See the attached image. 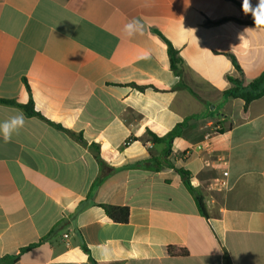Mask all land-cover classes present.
<instances>
[{
    "label": "crops",
    "instance_id": "crops-1",
    "mask_svg": "<svg viewBox=\"0 0 264 264\" xmlns=\"http://www.w3.org/2000/svg\"><path fill=\"white\" fill-rule=\"evenodd\" d=\"M243 3L0 0V100L44 118L0 136V259L33 245L12 264H264V96L224 95L264 71ZM18 112L0 102V122ZM186 119L169 145L145 135Z\"/></svg>",
    "mask_w": 264,
    "mask_h": 264
},
{
    "label": "trees",
    "instance_id": "trees-1",
    "mask_svg": "<svg viewBox=\"0 0 264 264\" xmlns=\"http://www.w3.org/2000/svg\"><path fill=\"white\" fill-rule=\"evenodd\" d=\"M246 16H247V19H246V21H244L245 24L253 25V26H259V27H262L264 29V24L256 23L254 21V16H252L250 14H246ZM168 54L171 57V63H172L171 68L175 72H178L177 68L174 65L175 60L172 58L173 57L172 56L173 51L171 49H169ZM234 64H235V68L241 74V70H240L239 66L235 63V61H234ZM228 81H229L231 86L227 91L224 92V95H226L227 97H230V98H236V99L242 100L244 103V110L247 109L248 105L251 102L258 100L264 96V71L262 73H260V75H258L256 78H254L253 80L248 82L247 84H244V82L242 81L241 78H237V79L228 78ZM25 85H26L27 90L29 91L27 84H25ZM0 102L3 104L17 106L18 108L22 109L24 114L28 117H38V118L44 120V118L34 110L33 102L31 99L25 105H19V104L15 103L14 101H8V100H0ZM187 120L188 119L184 120L182 123H179L174 129H172L169 133H167L163 137H158L150 131H146L145 135L153 145L160 144V143H164V144L169 145L175 137L180 135V131L184 127ZM130 140H132V139H128L126 141V143L129 142ZM166 153L167 152H165V154ZM178 173L182 176L184 185L187 187V189L190 191V193H192V195L194 196L195 202L198 206L200 213L205 215V210H204L202 198L197 193V191L192 189V187L189 185L188 174L183 172V171H180V170H178ZM98 206L103 209L105 216H106V219L108 221H111L114 223H120V224L127 223L128 216H129V210L127 207L102 205V204H100ZM44 240L45 239H43L42 241H44ZM32 246L21 249L17 255L5 256V257L1 258L0 264H12V263L16 262L19 258V254L21 252L31 248Z\"/></svg>",
    "mask_w": 264,
    "mask_h": 264
},
{
    "label": "clouds",
    "instance_id": "clouds-1",
    "mask_svg": "<svg viewBox=\"0 0 264 264\" xmlns=\"http://www.w3.org/2000/svg\"><path fill=\"white\" fill-rule=\"evenodd\" d=\"M243 11L247 14L250 11L249 0H244ZM258 12L253 13L254 21L259 24H264V0H259L257 7ZM143 24L140 20L133 19L125 25L124 31L129 37L135 36L137 33H143ZM25 124V115L23 112H18L17 115L11 117L8 120L0 122V136L3 137L5 143L12 139L13 134H18L20 129Z\"/></svg>",
    "mask_w": 264,
    "mask_h": 264
},
{
    "label": "built area",
    "instance_id": "built-area-1",
    "mask_svg": "<svg viewBox=\"0 0 264 264\" xmlns=\"http://www.w3.org/2000/svg\"><path fill=\"white\" fill-rule=\"evenodd\" d=\"M220 131V127L218 125L213 126L212 130L209 131L204 135V138L202 141L196 143L195 145L192 146V149H197V150H202L205 148V143H207L212 136V134H215ZM65 238L67 237L66 235L64 236Z\"/></svg>",
    "mask_w": 264,
    "mask_h": 264
}]
</instances>
